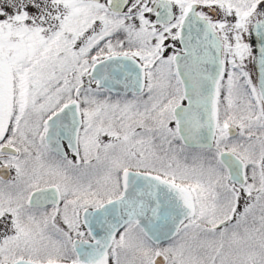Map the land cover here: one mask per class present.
<instances>
[{
    "label": "snow or ice",
    "instance_id": "obj_1",
    "mask_svg": "<svg viewBox=\"0 0 264 264\" xmlns=\"http://www.w3.org/2000/svg\"><path fill=\"white\" fill-rule=\"evenodd\" d=\"M0 264H264V0H0Z\"/></svg>",
    "mask_w": 264,
    "mask_h": 264
}]
</instances>
